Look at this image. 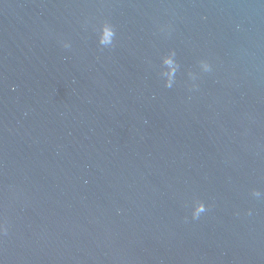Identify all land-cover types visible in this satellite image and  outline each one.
<instances>
[{
  "label": "water",
  "instance_id": "obj_1",
  "mask_svg": "<svg viewBox=\"0 0 264 264\" xmlns=\"http://www.w3.org/2000/svg\"><path fill=\"white\" fill-rule=\"evenodd\" d=\"M0 264H264V0H0Z\"/></svg>",
  "mask_w": 264,
  "mask_h": 264
},
{
  "label": "clouds",
  "instance_id": "obj_2",
  "mask_svg": "<svg viewBox=\"0 0 264 264\" xmlns=\"http://www.w3.org/2000/svg\"><path fill=\"white\" fill-rule=\"evenodd\" d=\"M104 30L108 32L110 35H114V31L111 26L105 25Z\"/></svg>",
  "mask_w": 264,
  "mask_h": 264
}]
</instances>
